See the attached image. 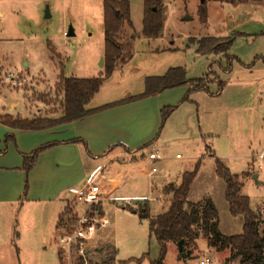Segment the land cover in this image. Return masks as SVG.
<instances>
[{
    "label": "rangeland",
    "instance_id": "1",
    "mask_svg": "<svg viewBox=\"0 0 264 264\" xmlns=\"http://www.w3.org/2000/svg\"><path fill=\"white\" fill-rule=\"evenodd\" d=\"M160 1L163 30L157 39H146L141 34L144 2L129 0L134 29L125 24L118 34L121 58L90 106L138 97L145 92L147 78L162 77L175 68L184 69L189 80L203 78L208 91H189L187 85L163 91L155 99L159 113L152 117L149 109L148 120L139 128L151 131L159 115L152 141H157L160 159L148 165L150 148L139 147L135 151L148 153L145 160L131 166L115 160L119 167L105 178L98 175L96 184L103 197H147L150 215L156 217L168 212L171 197L163 194L168 186L159 188V195L152 186L156 193L148 194L152 177H147L146 170L154 167V179L179 187L183 174L199 164L188 202L211 199L219 213L220 232L240 235L243 219L229 214L224 183L215 174V159L239 176L242 195L264 220V161L258 159L264 152V0L237 5L209 2L206 24L198 14L202 0ZM47 7L50 18L45 17ZM103 12V0H0V114L22 119L59 117L62 97L56 84L61 72L78 79L104 77ZM71 29L74 36H68ZM207 37L232 39L231 62L220 55L196 52L197 40ZM170 108L175 110L162 123L161 112ZM206 146L214 155L206 153ZM138 201L128 206L106 201L91 207L92 215L104 217L109 226L97 229L83 255L76 246L61 250V229L55 228L63 202L22 205V201L0 209V264H61L60 252L62 264H104L99 251L107 245L118 251L113 264H138L145 255L148 260L143 264H158L161 248L149 237L148 221L132 213L144 203ZM66 205L74 215L84 209L73 201ZM206 255L215 264L231 257L229 252L208 250L205 240L199 239L192 259L182 260L170 245L162 264H197Z\"/></svg>",
    "mask_w": 264,
    "mask_h": 264
},
{
    "label": "trees",
    "instance_id": "2",
    "mask_svg": "<svg viewBox=\"0 0 264 264\" xmlns=\"http://www.w3.org/2000/svg\"><path fill=\"white\" fill-rule=\"evenodd\" d=\"M261 1L202 0L198 7L199 19L201 23H207V4L209 2L221 5H237L247 2L260 3ZM143 2L141 34L146 39H157L164 25V20L160 15L161 1L143 0ZM103 10L104 77L78 79L66 77L61 72L56 84L57 94L62 97L60 103L61 115L59 117L22 119L4 116L0 118V123L12 129L25 132L46 131L81 121L107 109L156 96L161 93V90L165 91L187 85L190 87L189 91H208V88L202 82L203 78L189 80L184 69L175 68L162 77L147 78L145 81V92L138 97L118 101L98 109H89L88 105L99 92L105 78L112 75L116 62L121 58V48L116 43L118 34L125 24L133 29L130 20L129 0H103ZM231 44V38H201L196 42V52L204 56L220 55L230 60L232 57L228 55V52ZM174 110V108H170L161 112L162 123H165ZM48 147L49 145L41 147L24 156L23 168L27 174L35 166L39 154ZM206 148L208 155H214V152L208 146ZM198 168L199 164L196 165L192 172L183 174L179 187L170 185L165 188L163 194L171 197V205L167 213L152 217L147 202L139 204L137 209L134 210L141 220L148 221L149 237L154 238L161 248V258L157 263H163L169 245H176L180 241H184V252L187 257L184 261L192 259L193 252L197 250L198 240L204 239L208 250L216 253H231V257L226 263L239 260V264H264V220L260 213L252 211L250 199L241 194L242 182L239 176L232 174L220 159H215V174L224 183V198L229 213L233 217H241L243 219V229L240 235L225 236L219 231V213L211 199H205L198 203L188 202V195L196 178ZM244 176L247 177L248 175L244 173ZM71 212L70 207L66 205L58 217L56 229L60 227L59 225L64 222L66 217H69L66 215ZM99 252L105 258L104 264H113L115 262L117 252L113 245H107ZM59 257L62 264L61 252ZM147 258L148 255H145L137 263L143 264Z\"/></svg>",
    "mask_w": 264,
    "mask_h": 264
},
{
    "label": "crops",
    "instance_id": "3",
    "mask_svg": "<svg viewBox=\"0 0 264 264\" xmlns=\"http://www.w3.org/2000/svg\"><path fill=\"white\" fill-rule=\"evenodd\" d=\"M73 32L75 33L74 30ZM161 93L141 101L107 109L81 121L46 131L25 132L0 123V209L17 205L22 201L24 202L22 205L63 202L64 209L68 202L73 201L70 190L83 188L88 176L96 169L100 168L101 178H105L109 171L119 167L115 160L127 161L129 166L135 165L137 161L145 160L146 155L151 149H155L157 143L152 139L158 130L159 115L156 116L155 125L151 131L139 128H143V123L148 120L149 109L152 117L159 113L160 107L155 99ZM109 104L112 103L97 107H91L89 104L88 108L98 109ZM4 116L14 117L9 114H0V118ZM47 145L49 147L39 154L35 166L27 174L23 168L24 156ZM144 146L146 149L150 148L148 153H145L146 150L145 152L142 150ZM139 147H142V151H135ZM255 153L257 154V152ZM139 156L140 158H138ZM149 169L146 170V174ZM153 175L147 176L149 179L152 177V180L148 181V194L153 193L152 186L156 188L158 195L161 192L158 190L159 188L174 186L166 179H154ZM252 177L254 179L255 174ZM257 178L256 175L255 180ZM27 180L29 182L28 193L26 192ZM72 186L78 187L71 188ZM111 196L103 197L102 202L124 203L129 201L130 204L136 200L147 202V197ZM214 205L217 209L215 203ZM132 213L137 215L135 211ZM171 245L177 248L176 245ZM113 247L118 255L116 247Z\"/></svg>",
    "mask_w": 264,
    "mask_h": 264
},
{
    "label": "built area",
    "instance_id": "4",
    "mask_svg": "<svg viewBox=\"0 0 264 264\" xmlns=\"http://www.w3.org/2000/svg\"><path fill=\"white\" fill-rule=\"evenodd\" d=\"M147 158L149 164L157 162L160 159L159 150L156 148L151 149ZM258 159L264 161V152L259 154ZM156 172L157 170L152 167L147 171V176H151ZM100 174L101 170L98 168L88 176L83 188L70 190L74 204L81 205L84 209L81 213L77 211L75 215L71 212L72 214L65 220V224L63 223L64 226L59 227L61 233L58 234V242L61 244V250L63 251L76 246L75 248L78 252L83 255L84 249L93 241L97 229L109 226L108 220L104 217H99L98 214L92 215L90 210L91 207L98 205L104 200L102 189L96 184V179ZM124 203L127 206L130 205L129 201H125ZM197 264H215V261L212 257L206 255L201 257ZM225 264H239V260L230 261Z\"/></svg>",
    "mask_w": 264,
    "mask_h": 264
},
{
    "label": "water",
    "instance_id": "5",
    "mask_svg": "<svg viewBox=\"0 0 264 264\" xmlns=\"http://www.w3.org/2000/svg\"><path fill=\"white\" fill-rule=\"evenodd\" d=\"M45 17L46 18H50V11H49V8L48 7L45 10ZM184 20L188 21V20H191V18L190 17H186ZM68 36H74V32H73L72 29L68 32ZM101 63H102V59H101ZM162 91L163 90H161V92ZM254 179H256V175H255ZM176 247H177L178 253L181 256L182 260H186L187 257H186V254L184 252V241L178 242L176 244Z\"/></svg>",
    "mask_w": 264,
    "mask_h": 264
}]
</instances>
